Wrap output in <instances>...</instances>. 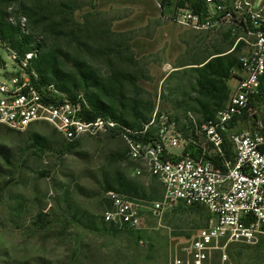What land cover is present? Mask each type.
Listing matches in <instances>:
<instances>
[{
  "label": "rangeland",
  "instance_id": "obj_1",
  "mask_svg": "<svg viewBox=\"0 0 264 264\" xmlns=\"http://www.w3.org/2000/svg\"><path fill=\"white\" fill-rule=\"evenodd\" d=\"M160 1L0 0V12L38 42L36 57L54 59L56 69L68 77L89 74L94 86L86 91L139 128L154 111L178 117L188 111H171L163 97L198 94L192 76L187 83L181 80L189 72H173L164 61L174 67L209 51L208 44L192 41L184 32L182 42L193 46L194 56L185 50L176 56L170 43L157 45L160 53L152 58L144 55L147 26L158 24ZM177 1L169 0L168 9ZM168 9L163 8L165 15ZM167 29L177 36L170 25ZM0 57L6 64L0 68L4 81L15 66L2 50ZM157 66L166 70L159 74ZM72 92L85 90L76 84ZM34 136L41 139L40 146ZM65 146L46 124L21 132L0 127V264H168L176 249L208 225L206 210L180 204L160 217L143 216L146 226L139 232L106 225L102 215L111 209L107 191L141 198L148 205L159 199L160 185L135 175L140 165L128 159L112 134L82 137L72 149ZM220 246L209 264H260L264 257L260 237Z\"/></svg>",
  "mask_w": 264,
  "mask_h": 264
},
{
  "label": "built area",
  "instance_id": "obj_2",
  "mask_svg": "<svg viewBox=\"0 0 264 264\" xmlns=\"http://www.w3.org/2000/svg\"><path fill=\"white\" fill-rule=\"evenodd\" d=\"M161 9L160 3L156 2ZM206 14L187 5L174 7L172 23L196 32L227 27L233 44L248 52L238 64L242 75L227 103L213 117L191 111L181 117L154 111L139 128L111 118L86 120L84 96L74 99L52 84H41L31 51L18 53L0 40V50L14 63V72L0 81V127L21 132L46 124L66 144L109 133L124 145L126 156L140 166L135 175L154 178L159 199L107 191L111 209L106 225L142 231L143 216L160 217L175 205L201 207L208 225L170 255L168 264H209L221 242L264 239V0H204ZM6 64L0 57V68ZM260 264H264V257Z\"/></svg>",
  "mask_w": 264,
  "mask_h": 264
},
{
  "label": "crops",
  "instance_id": "obj_3",
  "mask_svg": "<svg viewBox=\"0 0 264 264\" xmlns=\"http://www.w3.org/2000/svg\"><path fill=\"white\" fill-rule=\"evenodd\" d=\"M164 8L168 9L169 7ZM172 11L173 9L169 10L170 13L165 15L162 8L161 13L158 14V24H148V49L147 53L144 52V55L152 58L155 55L154 53L159 52L161 49L157 48V45L159 46V44L165 45L170 43L171 45H175L174 51H176V56L180 55V53H182L184 50L189 53V55L192 54V56H194L195 52L193 51V46L190 44L188 45L187 42L184 44L182 42L183 38L181 37V34L184 32L191 35L192 41H197V43H201L202 45L208 44L209 51L200 58L185 61L181 64L175 65L174 67L165 61L163 63L173 72H178L181 70H183L184 74L189 72L188 74L183 75V79L181 80L187 83V81L189 82L190 80L189 77L192 76L193 82L195 84V92L198 93L197 96L190 97L189 95H186L184 92H182L181 96L169 98L163 97L162 101L164 106L166 105V108L170 109L171 111L188 109V111H192L198 116L212 117L217 109L223 107L227 103L229 97L233 93L237 84V80L242 75L238 60L241 56L246 54L249 49L242 42L234 46L233 39L231 38L229 31L225 26L208 32H196L180 27L171 22L170 15L172 14ZM166 22L171 28L178 32L177 36L169 33L167 29L168 25L165 24ZM207 62L212 63V71H205L203 69V66ZM151 64L154 66V63ZM165 70L166 67L163 68L157 66V70L155 72L161 74ZM226 71L228 72L227 77L218 79L216 74L221 76L226 73ZM166 76L169 77L168 74L164 75V77ZM164 77H162L161 80H163ZM207 80H211L213 83L207 84L206 90L201 89L200 86L204 85ZM212 84L214 89L212 88Z\"/></svg>",
  "mask_w": 264,
  "mask_h": 264
},
{
  "label": "trees",
  "instance_id": "obj_4",
  "mask_svg": "<svg viewBox=\"0 0 264 264\" xmlns=\"http://www.w3.org/2000/svg\"><path fill=\"white\" fill-rule=\"evenodd\" d=\"M169 0H161L160 7L161 9L167 7ZM187 3L189 8L199 16H204L206 14V6L204 4V0H179L175 4L174 7H180ZM173 7V8H174ZM0 40L8 44V46L18 53L19 58H23L24 54L31 51L39 50L40 45L35 40H32L30 36H24L21 34L19 26L17 24H10L6 22L3 18V14L0 12ZM212 63L207 62L203 67L205 71H212ZM31 67L35 70L38 75L39 82L41 84H52L58 91L67 94L70 98L74 99L75 94L72 92V87L76 84L82 85L85 93L82 95L85 98L88 109H84L82 116L86 120H91L96 117L102 118H111L113 120L119 121L127 126H131L126 121L122 119L119 114H115L113 109L110 106H107L103 102L100 101L99 97L93 92H87L86 88L88 86H94L93 79L91 76L85 72H81V74L77 78L68 77L58 71L55 67L54 59H50L47 57H40L39 55L31 60ZM218 79L222 77H227L228 72L223 75L216 74ZM92 80V81H91ZM213 83L211 80H207L202 86L201 89H207L206 85ZM212 88L213 84H212ZM213 117V116H212ZM211 118V117H204ZM33 141L37 146H40L41 139L38 136L33 137ZM76 142L71 144H66V149L74 148ZM125 192H129L130 188L126 184L121 185ZM201 208V207H198ZM203 209V208H202Z\"/></svg>",
  "mask_w": 264,
  "mask_h": 264
}]
</instances>
